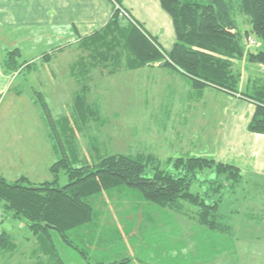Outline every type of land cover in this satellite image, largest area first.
Returning a JSON list of instances; mask_svg holds the SVG:
<instances>
[{
	"label": "trees",
	"instance_id": "obj_1",
	"mask_svg": "<svg viewBox=\"0 0 264 264\" xmlns=\"http://www.w3.org/2000/svg\"><path fill=\"white\" fill-rule=\"evenodd\" d=\"M114 3L121 5L120 0H114ZM161 3L171 15L177 34V41L170 53L163 52L156 42L150 40L123 8L128 16L115 9L102 31L81 41L79 48L87 55L72 70L79 86L73 104L75 121L83 126L91 121L98 125L106 123L100 109L88 102L90 73L95 68L113 75L121 70H137L162 62L164 66L174 68L198 83L236 94V87L227 81L232 77L229 60L244 56L243 38L248 40L252 36L258 39L256 41L261 48L249 52V61L264 65V0H161ZM244 22H248L250 30L242 33ZM49 56L44 54L43 58L49 61ZM2 65L7 74L32 68V65L27 66L21 61L18 50L7 52ZM240 97L256 104L249 131L264 135V90L254 97ZM34 100L43 111L48 130L55 131L56 124L44 96L35 92ZM65 120L69 124V120ZM52 130L50 137L53 142ZM96 142V138L89 142V147L98 155L96 164L76 168L67 159H61L50 167L52 178L49 181L36 184L21 177L9 182L0 174L2 213L25 225L31 235L38 239L42 253L48 254L53 264H56L54 261L61 263L54 231L87 261L92 259L90 253L96 250L95 247L101 249L108 245L105 237H98L95 230L98 228L96 219L99 213L89 200L106 192H122L126 187L137 190L143 201L158 208L182 212L183 204L188 203L199 209L200 221L205 228L221 236L230 232L231 227L219 211L222 200L218 195L227 185L231 192L240 186L243 180L238 167L204 157H182L167 162L164 169V163L153 155H101ZM53 144L57 149V144ZM148 169L153 173L152 177L146 176ZM206 170L211 171L212 176L200 180L199 175ZM62 171L69 180L64 187L59 186ZM197 183L199 187L201 183H207L209 191L193 193L192 187ZM216 197L219 200H214ZM69 232L81 238L84 248L70 240ZM16 246V240L10 233L0 234V253L13 254ZM128 262L130 259L109 262L99 256L97 263L93 264Z\"/></svg>",
	"mask_w": 264,
	"mask_h": 264
},
{
	"label": "rangeland",
	"instance_id": "obj_2",
	"mask_svg": "<svg viewBox=\"0 0 264 264\" xmlns=\"http://www.w3.org/2000/svg\"><path fill=\"white\" fill-rule=\"evenodd\" d=\"M249 30L250 25L244 22L241 32ZM251 39L258 40L253 36ZM52 54L62 55L64 52L59 50ZM52 54L50 58L53 57ZM81 55L85 57L87 53L80 50L74 57L68 55L61 57L67 61L78 59L82 57ZM66 61L61 64L63 67L67 64ZM57 68L53 65L43 67L41 73L48 76ZM95 71L92 72L93 76ZM143 71L145 74L139 73L133 77H125L129 73L126 71L115 76L102 73L100 81L94 80L91 83L94 89L92 88V93L88 96V102L103 112L102 117L104 116L106 121L104 125L91 121L84 127L75 121L71 93L69 97H65L66 93L55 95L46 92V102L56 124L55 131L51 130L54 133L53 142L58 146V155L53 152L51 143L46 138L45 127H48L41 107L37 105L36 113L29 109L30 93L19 101L24 106L15 108L17 110L13 113L9 112L12 106L9 105L10 99H6V180L14 182L22 174H26L32 183L49 181L52 178L50 167L61 159H67L76 168L93 166L98 155L88 145L92 138H96L99 153L104 156L113 154L135 156L138 153H147L149 149L157 152L159 156L164 155L166 151L169 152L173 147L170 145L185 144L190 136L188 132L177 130V119L182 118L185 124L182 122L179 124L181 128H185L187 124L185 117L188 119L191 117L165 116L164 100L146 97L147 82L152 83L147 76L148 73L151 74V70L147 68ZM60 73L57 74L63 76L67 71ZM32 75L35 76V73L32 72L27 77L28 81L25 82L27 87L34 86ZM73 79L76 81L75 77ZM68 83L70 90L79 88L77 81ZM224 107L218 104L215 108L217 110L213 112L218 115L206 116L210 121L208 129L217 131L219 126H222L221 117L227 112ZM173 124L175 128L172 127ZM66 128L70 130L67 131ZM189 129L194 130L193 125ZM12 140H15L13 145L9 144ZM206 141L207 139L205 143ZM29 146L38 150V157L31 161H22L20 153L23 154ZM9 160L13 162H8ZM162 163L166 169V163ZM146 176L152 177L153 173L148 169ZM199 176L200 180H204L212 176V172L206 170ZM68 183V177L62 171L59 186L64 187ZM198 184L192 187L193 193L209 191L207 183H201L200 187ZM228 186L218 195L222 200L220 214L225 216L227 224L231 227L226 235H217L205 228L201 224L197 207L184 203L182 212L158 208L143 201L137 190L126 187L122 192H106L98 198L89 200L99 213L96 219L98 228L95 230L98 231V237H105L108 245L105 244L100 247L101 249L95 247L96 250L90 253L92 259L87 261L74 248L67 246L60 234L54 231L58 259L61 261L54 263L93 264L97 263L98 257L101 256L109 262L130 259L129 264H185L186 261L188 264H230L232 257L236 256L239 257L240 264H264V194L251 191L245 195L248 197L245 201L243 185L240 184L241 187L236 188L235 194L231 193ZM246 189L248 192V188ZM219 197L214 200H219ZM2 212L0 209V234L10 233L16 240L17 248L13 254L0 253V264H53L51 257L42 253L38 239L31 235L28 228ZM72 233L68 234L70 240L84 248L81 238ZM84 233L87 234L85 231ZM78 235L82 236L81 233ZM139 260L142 262L139 263Z\"/></svg>",
	"mask_w": 264,
	"mask_h": 264
},
{
	"label": "crops",
	"instance_id": "obj_3",
	"mask_svg": "<svg viewBox=\"0 0 264 264\" xmlns=\"http://www.w3.org/2000/svg\"><path fill=\"white\" fill-rule=\"evenodd\" d=\"M120 1V7L129 14L131 20L150 40L156 42L163 52L170 53L173 50L177 41L174 21L162 7L161 0ZM114 10V0H0V116L2 117H0V174L5 179L6 99L9 98V105H12L9 109L10 113L17 110L15 108L19 109L24 106L19 101L29 93L28 103L31 105L29 109L36 113L38 104L34 100L33 92H40L45 99L46 92L55 95L66 93L65 97H69L71 93L74 104V97L79 88L70 90L68 81L76 83L72 70L84 56L81 55L82 57L78 59H67V61L62 60V57L65 55L74 57L80 52L81 41L102 31L110 22ZM243 40L244 56L240 59L229 60V71L232 77L227 81L236 87L238 91L236 94L212 85L198 83L178 70L164 66L162 62L137 70H121L113 75L126 71L129 73L125 77H133L139 73L145 74L143 70L150 69L151 74H146L152 83L147 82L146 97L154 100L163 99L165 116L189 115L191 117L190 119L185 117L187 120L185 128H181L179 124L183 123L182 118L177 119V130L188 132L190 136L189 140L184 142L185 144L170 145L173 147L169 152H164V155L158 156L157 152L150 149L146 151L147 153L138 154L153 155L160 162L165 163L182 157H204L234 165L241 171L243 180L241 186L243 185V196L246 201L248 197L245 195L251 191L264 194V135L249 131L256 104L240 96L254 97L257 92L264 90V65L250 62L248 56L249 52L259 50L260 44L248 49L247 39L244 37ZM13 50H18L21 54V61L27 66L32 65V68H26L20 73H5L2 65L3 59L7 52ZM59 50H63L64 54H52ZM44 54H52L53 57L46 61L43 58ZM64 61L67 63L65 67L61 65ZM50 65L58 68L53 69L48 76L41 73L43 67ZM70 68L71 71H69ZM94 70L96 71L93 76ZM94 70L90 73V94L92 88L94 89L91 85L94 80L100 81L103 77L102 73L110 75L99 68ZM63 71H67L66 75L57 74ZM32 72L35 73V76H31L34 78V86L27 87L25 82L28 81L27 77ZM218 104L225 106L227 112L221 117L222 126H219V130H210L208 129L210 121L206 116L218 115L213 113L217 110L215 108ZM22 110L25 109L22 108ZM100 113L103 114L101 110ZM103 118L105 119L104 116ZM104 124L103 122L102 125ZM188 124L193 125L194 130L189 129L191 125L188 126ZM172 127L175 128V124ZM45 129L46 138L51 143L53 152L58 155L59 152L51 140L49 130L46 127ZM205 139H207L206 143ZM9 144H15V140L10 141ZM37 153L38 150L29 146L23 154L20 153V157L22 161H31L37 159ZM11 161L13 162V160L8 162ZM21 177L28 178L29 176L22 174ZM231 193L235 194L236 191ZM141 262L142 260H139V263ZM185 264L188 262L186 261ZM230 264H240L239 257H232Z\"/></svg>",
	"mask_w": 264,
	"mask_h": 264
},
{
	"label": "built area",
	"instance_id": "obj_4",
	"mask_svg": "<svg viewBox=\"0 0 264 264\" xmlns=\"http://www.w3.org/2000/svg\"><path fill=\"white\" fill-rule=\"evenodd\" d=\"M115 9H116V10H120L122 15H126V16H128L127 13H126L125 11H123V9H121V7H120L119 5H117L116 3H115ZM256 46H258V42H257L256 40L251 39V38H249V39L247 40V47H248V49H249V48H250V49H251V48H254V47H256Z\"/></svg>",
	"mask_w": 264,
	"mask_h": 264
}]
</instances>
